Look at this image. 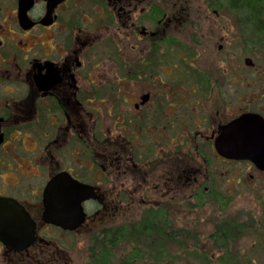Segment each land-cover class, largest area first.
Segmentation results:
<instances>
[{"label":"flooded vegetation","instance_id":"af4514ba","mask_svg":"<svg viewBox=\"0 0 264 264\" xmlns=\"http://www.w3.org/2000/svg\"><path fill=\"white\" fill-rule=\"evenodd\" d=\"M185 24L167 0H0V197L34 222L30 245L0 239V264H72L55 239L84 231L109 261L142 229L188 253L189 202L214 208V227L199 233L204 259L264 264V101L241 94L234 60L227 89L205 68L190 75ZM220 40L223 51L229 34ZM250 113L260 117L249 149L220 151L225 126ZM60 172L93 188L72 230L43 217Z\"/></svg>","mask_w":264,"mask_h":264},{"label":"rangeland","instance_id":"374dc122","mask_svg":"<svg viewBox=\"0 0 264 264\" xmlns=\"http://www.w3.org/2000/svg\"><path fill=\"white\" fill-rule=\"evenodd\" d=\"M170 8L182 12L186 17V24L181 26V32L186 34V42L194 46L192 57L196 67H188L190 75L197 74L196 70L202 68L211 75L212 83L217 85L223 81L227 89L231 77L224 78V70L231 66V61L237 63L239 79L236 87L240 88L241 94L248 96L254 92L259 93L258 102L264 101L261 94L264 91V29L257 26L259 20L264 21V0H167ZM251 5H250V4ZM218 11V14L215 12ZM260 14V15H258ZM196 28L198 31L196 32ZM180 32V33H181ZM197 33L199 35H197ZM229 34V40L225 42V50L219 49L222 35ZM195 42L197 45H192ZM232 52V53H229ZM250 57L254 65H246L244 60ZM186 87H190L188 83ZM262 92V93H261ZM261 93V94H260ZM244 98V97H243ZM48 180L44 174L40 183L44 184ZM221 196V195H220ZM194 204V202H191ZM189 202L186 218L190 225L191 247L186 253L183 245L170 244L162 245L155 236V231L151 232L142 229L140 241L130 236L129 239L121 241L119 246L112 248L113 253L106 257L105 250H99L102 244L101 238L93 240V233L87 231L75 236L74 234L63 233L56 241L68 251L72 264H90L95 253L105 256V264H214L216 257L208 253L209 260L203 257L202 239L199 236L201 230L208 232L214 227L216 216L214 208L210 205L198 207ZM237 207V205H236ZM199 208V209H198ZM126 218L127 228L135 233V217L131 215ZM179 223V222H178ZM177 223V225H178ZM201 240V241H200ZM97 245L98 247H95ZM94 246L95 248H92ZM95 253V254H94ZM98 257V258H99ZM95 261L94 264H99Z\"/></svg>","mask_w":264,"mask_h":264},{"label":"water","instance_id":"95a60500","mask_svg":"<svg viewBox=\"0 0 264 264\" xmlns=\"http://www.w3.org/2000/svg\"><path fill=\"white\" fill-rule=\"evenodd\" d=\"M250 64L253 61L247 58ZM257 114H244L225 126L216 141V146L224 152L227 147L236 145L240 140L249 149L254 136L248 133V126L255 125ZM263 135V134H262ZM264 136V135H263ZM258 161L257 158L252 157ZM92 189L87 184L80 183L71 174L60 172L52 177L44 191V214L46 221H52L66 229H75L84 222L85 210L83 200L92 195ZM34 222L29 211L11 197H0V239L7 246L15 249L30 245L34 238Z\"/></svg>","mask_w":264,"mask_h":264},{"label":"trees","instance_id":"16d2710c","mask_svg":"<svg viewBox=\"0 0 264 264\" xmlns=\"http://www.w3.org/2000/svg\"><path fill=\"white\" fill-rule=\"evenodd\" d=\"M237 0H234V3H237L236 2ZM250 4V3H249ZM251 5V4H250ZM262 14L264 15V11L262 10ZM258 15H260V14H258ZM255 18H257L256 20H259L258 21V23H257V26L260 28V29H264V21H262V19L261 18H259L258 16H256ZM97 252V251H96ZM95 252V253H96ZM94 253V254H95ZM94 259H93V261H92V263H90V264H94L95 263V261H100V263L99 264H105V261H106V258H105V256H100L99 257V255H98V253L97 254H95L94 256ZM99 257V258H98Z\"/></svg>","mask_w":264,"mask_h":264}]
</instances>
